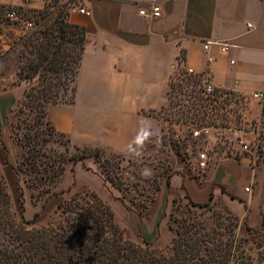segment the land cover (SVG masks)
I'll list each match as a JSON object with an SVG mask.
<instances>
[{"label":"crops","instance_id":"1","mask_svg":"<svg viewBox=\"0 0 264 264\" xmlns=\"http://www.w3.org/2000/svg\"><path fill=\"white\" fill-rule=\"evenodd\" d=\"M0 3L43 7V0ZM152 4L160 7L159 16L139 13ZM83 8L88 15L70 16L71 22L87 30L75 101L47 106V118L55 129L79 146L129 152L142 130L138 121H152L144 112L167 102L171 76L181 68L216 88L249 97L264 90V0H84ZM28 86L29 81L14 82L12 77L0 86V176L6 181L11 201L15 199L12 183L16 179L9 162L19 160L15 154L13 158L15 143L7 120ZM249 103L248 120L260 114L259 103L252 97ZM207 156V168L198 166L196 156L191 170L179 164L168 176L157 195L154 216L143 221V237L148 242H157V227L167 222L174 198L187 204L219 202L239 224L254 230L263 226L264 160L252 164L247 154L216 160ZM70 186L102 195L105 190L97 166L86 160L66 165L47 201H38L35 206L29 194L28 198L23 196L25 218L30 219L29 207L32 215L43 205L46 208L51 198L57 196L60 201L61 194L54 196L53 192ZM109 203L120 216L117 208L121 204L116 208L113 201ZM128 213L123 209L121 214L125 217Z\"/></svg>","mask_w":264,"mask_h":264},{"label":"rangeland","instance_id":"2","mask_svg":"<svg viewBox=\"0 0 264 264\" xmlns=\"http://www.w3.org/2000/svg\"><path fill=\"white\" fill-rule=\"evenodd\" d=\"M10 6V8L0 10V86H3L4 82L11 77L14 82L27 80L30 86L36 81L37 77L27 79L24 75H19L23 60L20 53L26 50L21 43V38L23 35L30 33L31 29L41 27L43 19L41 14L31 10L34 8ZM44 6L51 12L52 16L56 15L59 7L63 8L70 20L71 15H83L79 13V9L83 8L84 0H43ZM17 7H22L23 10H19ZM8 10H14L17 18L7 17L6 12ZM35 20H37L36 23ZM191 72L181 68L172 74L170 82L173 86L169 88L167 102L161 108L144 112L145 115L152 116L153 119L150 122L138 121L137 126L142 130L137 136L135 146L129 152L119 153L103 148L100 157L105 165L104 169L94 156L83 159L90 166L100 168L104 179V196L88 188H75L74 186H70L67 190L58 191L59 193L53 192V194L54 196L61 194V200L68 201L71 198L90 199L91 192L96 193L112 209L114 219L121 228L125 239L138 244L146 242L164 254L171 253L172 239L176 236L179 221L186 220L193 223L198 230L213 233L222 231L225 232L223 238L235 237L241 250L239 254L238 251L236 252L234 259L237 262L264 264L258 259V243L260 240L264 242V224L259 229H251L250 231L249 227L239 224V220L219 202H209L202 207H194L174 198L173 206L166 218L167 222L160 223L157 227V242H148L143 237V228L145 227L143 221L146 220L147 222L154 216L157 207V195L161 187L166 184L168 176L177 170L179 164L185 169L191 170L196 162L197 154L201 151L208 153L207 155H210L212 160L228 155H248V153L238 152L234 130L244 127L248 121L247 117L251 111L249 103L251 97L230 90L224 91L221 88H218V90H222L221 96H218L217 93L205 95L203 90L205 84L208 83ZM66 94H70V89L67 90ZM97 105L95 104V107ZM89 107L91 108V104H89ZM22 108L23 106L19 103L7 120L11 125L15 143V145L13 144L15 148L13 158L15 154V158L19 160V162L16 160L17 163L14 164L8 161L16 179V182L12 183V189L15 192L12 209L18 211L21 208L23 218L34 222L32 226L56 224L62 218L57 196L50 199L46 208L43 205L38 212L32 215V208L29 207L27 214L30 212V219H26L24 216L25 198L23 199V196L28 198L29 194L31 202L36 206L38 201H47V198L52 196L51 192L44 194L43 189L46 187L51 189L57 181L50 185L43 177L45 174L41 172L26 173L17 168V166H21L23 157L29 147L23 145V142L26 141L24 136L26 132L25 122L32 125L37 124L34 122L33 112H29L25 108L21 111ZM183 110H185L184 113H182ZM93 112L94 114H100L99 110ZM205 126L210 127L208 133L201 131L197 135L194 134L196 130L199 131ZM38 127L47 130V133L41 134L39 138L49 140L42 149L43 151H41L43 154L39 156L43 162L58 159V154L65 149L64 144L68 147L66 156L74 152L73 145L76 143L70 139L71 142L67 144L66 137L68 136L65 133V136H58V134L49 136V128L34 125V129ZM17 138H20V142L17 141ZM9 150L11 152L10 147ZM11 159L12 156L9 160ZM262 160H264V148L260 150L258 160L256 159L252 164H258ZM73 163L68 161L66 165ZM42 166L44 164L38 167L41 168ZM28 177L36 178L38 184L32 186L27 181ZM0 179L6 183L1 176ZM16 189L19 190V193ZM105 195L109 197L108 199L111 202H114L116 208L121 204V207L117 208L120 216L117 212V215H115V209L110 205ZM123 209L129 211L127 215H124L125 217L121 214Z\"/></svg>","mask_w":264,"mask_h":264},{"label":"trees","instance_id":"3","mask_svg":"<svg viewBox=\"0 0 264 264\" xmlns=\"http://www.w3.org/2000/svg\"><path fill=\"white\" fill-rule=\"evenodd\" d=\"M10 7L0 3V10ZM31 10L41 14L43 22L41 27L31 29L21 38L26 50L20 53L23 60L19 75L37 79L26 89L20 103L33 112L37 124L25 122L26 141L23 145L29 147L17 168L26 173L41 172L45 174L46 182L52 185L63 174L68 161L76 163L94 156L104 169L100 157L103 148L74 144V152L66 156L68 147L64 144L65 149L58 154V159L43 162L39 158L49 140L40 139L39 136L47 130L34 129V125L49 128V136H65L47 119L46 107L49 103L74 101L87 30L84 25L71 22L63 8L59 7L55 16L46 6ZM170 86H173L171 82ZM68 89L69 95L66 94ZM17 141L20 142V138ZM66 141L67 144L71 142L68 137ZM35 179L28 177L27 181L36 186ZM6 185L0 179V264H245L234 259L237 251L241 253L235 237L223 238L225 232L222 231L198 230L186 220L179 221L169 254L159 252L146 242L138 244L127 240L110 206L94 192H91L90 199L59 201L62 218L56 224L32 226L34 222L23 218L21 208L18 211L12 209ZM43 192L50 193V187L44 188ZM206 204L189 203L194 207ZM258 246V259L264 263L263 240Z\"/></svg>","mask_w":264,"mask_h":264},{"label":"built area","instance_id":"4","mask_svg":"<svg viewBox=\"0 0 264 264\" xmlns=\"http://www.w3.org/2000/svg\"><path fill=\"white\" fill-rule=\"evenodd\" d=\"M79 13L88 15L89 11L80 8ZM139 13L144 16L157 17L160 15V7L156 4H152L149 7V10L142 8L140 9ZM6 16L12 19L17 18V14L14 10H8V12H6ZM205 48H207V45H205ZM203 93L205 95H212L217 93L218 96H221L222 90H218V88L216 90V87L208 83L205 84ZM251 97L259 103L260 114L259 116L248 120L244 127L236 128L234 130V138L237 144L238 152L248 153L251 162H255V160H258L259 158L260 150L264 148V90L253 92ZM209 129V126H205L199 131L196 130L194 134L197 135L201 131H203L204 133H208ZM197 160L199 167L205 168L207 166L208 160L207 153L204 151L199 152L197 154ZM248 188L249 187H246L245 189L248 190Z\"/></svg>","mask_w":264,"mask_h":264}]
</instances>
